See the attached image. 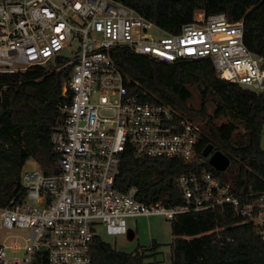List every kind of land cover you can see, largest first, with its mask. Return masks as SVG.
<instances>
[{"label": "built area", "instance_id": "obj_1", "mask_svg": "<svg viewBox=\"0 0 264 264\" xmlns=\"http://www.w3.org/2000/svg\"><path fill=\"white\" fill-rule=\"evenodd\" d=\"M117 48L168 62L209 57L220 77L264 91V55L246 45L243 19L199 11L169 32L122 0H0V72L73 67L52 127L58 171L23 166L24 195L0 204V227L26 233L0 241V264H36L39 253L48 264H91L100 224L117 235L128 232L131 217L172 220L224 205L264 241V189L236 192L210 171L184 173L177 178L183 202L166 205L141 200L136 186H116L127 147L137 157L192 160L202 137L199 121L129 93Z\"/></svg>", "mask_w": 264, "mask_h": 264}, {"label": "trees", "instance_id": "obj_2", "mask_svg": "<svg viewBox=\"0 0 264 264\" xmlns=\"http://www.w3.org/2000/svg\"><path fill=\"white\" fill-rule=\"evenodd\" d=\"M161 28L178 32L206 15L225 13L244 20V41L264 55V0H122ZM116 64L127 77L130 94L143 101L168 103L181 116L202 120V137L194 159L184 157H137L131 146L122 154L115 184L126 190L138 188L147 202L177 205L183 202L177 178L184 173L210 171L236 192L264 189V91H256L218 75L209 57L174 62L158 60L126 48L113 52ZM59 65V61L57 60ZM35 65L25 71L0 72V204L24 195L22 169L33 158L47 174L58 171L59 153L52 141L54 118L63 99V86L72 65L55 68ZM193 89L200 96L192 102ZM214 102L210 113L208 105ZM221 116L229 118L217 122ZM231 117V118H230ZM245 137L235 141L240 126ZM230 157L225 170L210 163L206 148ZM172 264H264V241L257 228L242 222L232 205L181 212L172 220ZM43 254V253H42ZM39 253L36 264H48ZM147 249L127 252L114 249L97 235L91 246V264H144Z\"/></svg>", "mask_w": 264, "mask_h": 264}, {"label": "rangeland", "instance_id": "obj_3", "mask_svg": "<svg viewBox=\"0 0 264 264\" xmlns=\"http://www.w3.org/2000/svg\"><path fill=\"white\" fill-rule=\"evenodd\" d=\"M54 62L46 63L45 66L53 68ZM192 102L196 105L200 103V96L196 89H193ZM210 113L214 112L215 104L210 102L208 105ZM228 116H221L217 122H224ZM231 118V117H230ZM201 125L204 122L198 119ZM245 137V128L240 126L235 134V141L242 140ZM261 145L264 149V127L261 136ZM26 164L35 168L38 163L31 158L26 161ZM97 232L101 238L110 244L114 249L132 252L137 248L147 249V254L144 257V264H172L171 263V242L175 238L172 232L171 220L163 214L142 215L128 218V232L123 234H109L104 225L97 226ZM26 233L21 229L7 230L0 227V241H10L14 239L10 234ZM9 237V238H8ZM22 254V253H19Z\"/></svg>", "mask_w": 264, "mask_h": 264}, {"label": "water", "instance_id": "obj_4", "mask_svg": "<svg viewBox=\"0 0 264 264\" xmlns=\"http://www.w3.org/2000/svg\"><path fill=\"white\" fill-rule=\"evenodd\" d=\"M212 145H209L205 150V155H209L212 151ZM210 163L219 170H225L230 164V157L221 150H215L210 155Z\"/></svg>", "mask_w": 264, "mask_h": 264}]
</instances>
